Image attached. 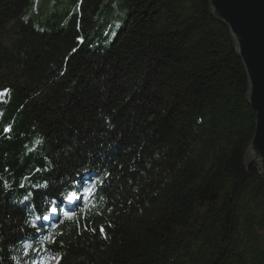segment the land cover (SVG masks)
Listing matches in <instances>:
<instances>
[{"label": "trees", "instance_id": "1", "mask_svg": "<svg viewBox=\"0 0 264 264\" xmlns=\"http://www.w3.org/2000/svg\"><path fill=\"white\" fill-rule=\"evenodd\" d=\"M3 89L0 264H264L257 114L210 0H0Z\"/></svg>", "mask_w": 264, "mask_h": 264}, {"label": "water", "instance_id": "2", "mask_svg": "<svg viewBox=\"0 0 264 264\" xmlns=\"http://www.w3.org/2000/svg\"><path fill=\"white\" fill-rule=\"evenodd\" d=\"M215 18L229 27L248 79L256 130L247 159L264 172V0H210Z\"/></svg>", "mask_w": 264, "mask_h": 264}, {"label": "snow or ice", "instance_id": "3", "mask_svg": "<svg viewBox=\"0 0 264 264\" xmlns=\"http://www.w3.org/2000/svg\"><path fill=\"white\" fill-rule=\"evenodd\" d=\"M10 91H11L10 89H3L2 91H0V98H3V97H5V96H7V95L10 93ZM10 130H11L10 127L4 129L5 132H8V131H10ZM37 143H39V141H37ZM98 183H102V181H96V182H93L92 185H91L90 187H88V188L85 189V200H87V199H88V198L94 193V191H95V189H96ZM29 195H30V194H29ZM25 199H28V197L26 196ZM66 199H67L69 202H71V201H74V200L78 199V197L75 195V193H73V192H69V193L67 194V196H66ZM52 211L54 212L55 209H52ZM63 216H64L65 219H74L75 216H76V214H75V213L64 212V213H63ZM37 219H40V217H37ZM43 219H44V220H48L49 217H48L47 215H45V216L43 217ZM33 227H36V225L34 224ZM100 231H101V233L103 234V231H104L103 227H101ZM50 238H51V237H47V236H46L44 239H45V240H48V239H50ZM26 247H27V248H31L32 245L29 244V245H27ZM40 264H44V261L41 260Z\"/></svg>", "mask_w": 264, "mask_h": 264}, {"label": "rangeland", "instance_id": "4", "mask_svg": "<svg viewBox=\"0 0 264 264\" xmlns=\"http://www.w3.org/2000/svg\"><path fill=\"white\" fill-rule=\"evenodd\" d=\"M116 12H117V10H115V14H116ZM124 17V16H123ZM122 17V18H123ZM117 24L116 25H114V28H112V30H111V32H110V38L108 39L109 40V42H111L112 40H114L115 39V37H116V35H117V32L120 30V27H121V23H122V21H115Z\"/></svg>", "mask_w": 264, "mask_h": 264}]
</instances>
